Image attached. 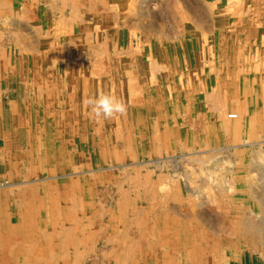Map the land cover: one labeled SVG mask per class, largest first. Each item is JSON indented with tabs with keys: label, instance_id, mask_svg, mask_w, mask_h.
<instances>
[{
	"label": "bare ground",
	"instance_id": "6f19581e",
	"mask_svg": "<svg viewBox=\"0 0 264 264\" xmlns=\"http://www.w3.org/2000/svg\"><path fill=\"white\" fill-rule=\"evenodd\" d=\"M126 1L0 0V25H5L11 14L28 15L30 8L34 13L25 21L35 29H30L34 36L28 34L31 41L26 36L28 43L20 40L18 56L0 49V98L5 86L2 81L9 76L17 79L23 91L11 113L12 177L0 180V264H264V184L254 183L260 192H250L253 199L262 197L257 214L252 208L249 216L238 223L226 226L225 222L226 202L235 201L226 193L233 189L245 198L249 196V184L264 179V174L258 179L249 177L248 185L239 184L245 187L240 194L234 184H226L232 179L226 180L231 171L227 172L225 166L230 148L239 156L247 149H258L252 151L251 164L264 162V154L251 142L257 135L256 97L262 101L260 114L264 119V60L262 65L250 62L252 56L245 53L250 42L234 38L226 42V18H233L234 26L236 15L260 11L262 4L258 0H213L212 4H221L216 12L220 26L211 32L213 42L209 46L206 40L198 45L192 41L189 46L187 42L192 38L180 41L169 37L171 33L165 30L161 19L158 23L152 19L143 21L151 12V7H147L150 0H134L135 5L127 1L126 9L130 6L132 10L128 8L131 13L121 14L124 21L120 23L114 8ZM196 1L197 13L192 15L196 24L192 25L206 31L211 24L204 19V3L209 0ZM190 4L185 0L186 8ZM254 13L257 16L258 12ZM129 20L140 24L134 27ZM19 24L11 18L7 26L13 32L21 30L16 28ZM132 28L150 36H144L142 41L143 36L135 35ZM99 30L105 32H96ZM262 33L261 41L264 30ZM153 45L155 54L150 51ZM179 49L184 52L179 53ZM258 81L260 94L255 87ZM101 94L122 100L126 113L109 119L94 117L85 101ZM248 103L253 106L250 111L246 108ZM151 110L156 116L154 131L146 137L145 145L141 132L148 124L143 117ZM102 124L103 133L108 131L109 136L99 137V130L96 168L90 164L74 165L75 161L63 150L66 137L76 136L82 141L85 127L101 128ZM229 128L231 133L226 131ZM169 152L182 154L161 157ZM211 153L213 156H209ZM219 153L223 157L214 155ZM128 160L132 161L130 165H119L121 170L134 168L124 180H115L108 186L101 184L105 172L119 169L110 165L111 161ZM103 164L107 166L102 168ZM146 165L159 170L158 177L153 173L156 181L148 182L151 174L145 172L137 175V170ZM252 166L248 173L254 172ZM163 168H169L166 175L160 173ZM131 173L134 176L127 179ZM140 177L147 181L139 182ZM206 177H214L216 183L206 184L210 180ZM124 181L128 184H122ZM97 186L112 188V193L98 191L94 188ZM139 190H143L142 194ZM7 195L15 198L20 218L17 240L15 227L4 219ZM215 203L222 216L213 224L208 222L211 214L207 208ZM240 242H249L255 249L251 256L239 251L242 244H235ZM256 250L263 256H257Z\"/></svg>",
	"mask_w": 264,
	"mask_h": 264
},
{
	"label": "rangeland",
	"instance_id": "374dc122",
	"mask_svg": "<svg viewBox=\"0 0 264 264\" xmlns=\"http://www.w3.org/2000/svg\"><path fill=\"white\" fill-rule=\"evenodd\" d=\"M128 2H130V0H127ZM127 1L125 2L126 4H124V5H122V6H117V7H115L114 8V12L118 15V19H119V22L120 23H122V21H124V16L123 15H121V14H123V13H125L126 11H130V13H131V10H132V7H130V6H128L127 7V9H126V6H127ZM134 0H131V2H132V4L133 5H135L134 4V2H133ZM160 1V2H159ZM166 1V2H165ZM168 1H170V3H167ZM164 0V2H163V0H150V4H147V7L148 8H150L149 9V11H151L150 12V14H148L147 15V18L146 17H144L143 18V21L144 20H149L150 21V19H152V22H153V20H154V23L155 22H157L158 23V21L161 19V22L163 23V25H164V27H165V30L166 31H168V33L170 32L171 33V35L169 36V34H168V36L169 37H171V36H174L175 38H178V40H180V41H183V40H185V39H187L188 38V36H189V38L191 39V41H188L187 43L189 44V46H192L193 45V42L194 43H196L197 45L198 44H201L202 42H201V40H206V41H209L208 42V44H209V46H210V44L213 42V41H211L210 42V40H211V35H212V33H213V30L216 28V27H218V26H220L219 24H217V22H218V20H219V18L217 17V9L219 10V9H221V8H219V6L221 5V4H219V3H215V4H212L214 1L213 0H209L207 3H204L206 6H207V8H206V12H207V15H206V18H204L206 21H209V24H211V26L209 27V26H205L206 27V31H204L203 30V27H200L199 26V28H194V24L192 25V23H195L196 24V20L194 19V16L192 17V15H196V8H198V5H196V4H199L196 0H191V2H190V0L188 1V0H186V4L187 5H189L190 3H192V4H190V6H189V8H186L185 6L186 5H184L185 4V0H178V1H175V0ZM172 1H174V2H172ZM183 1V2H182ZM200 3H203V1L202 0H198ZM238 1V0H237ZM258 1H260V3L262 4V7L260 8V11H253V12H248L247 10V13L246 12H243V13H241L240 15H241V17L239 16V15H236V17L238 16V18L236 19V17H235V22H236V25H232V22L231 21H234V20H232L233 18H230L229 20H227L228 18H226V42L227 43H229V42H232V40L231 39H235L236 41H242V42H244V43H249L248 45H247V47H246V50L247 51H245V53L246 54H248V56H252L251 58H250V62L252 63V64H261L262 65V62H263V60H264V54H263V52H264V39H262V41H261V38L263 37L262 35H263V33H262V31L264 30L263 29V27H262V24L264 23V0L262 1V0H258ZM154 2V3H153ZM178 2V4L181 2V4H179L180 6H181V8L178 6V4H175V3H177ZM188 2V3H187ZM226 2H227V0H226ZM247 2V1H246ZM177 5L176 7V9H175V5ZM196 3V4H195ZM22 4V3H21ZM160 4V5H159ZM173 4V7H167L168 5L170 6V5H172ZM183 4V5H182ZM194 4H195V6H194ZM202 5V4H200V5H202L204 8H205V5ZM211 4V7H209V5ZM152 5H154L153 7H152ZM165 5H167L165 8L163 7V6H165ZM191 5H193V6H191ZM215 5V7L216 8H214L213 6ZM219 5V6H218ZM155 6L156 7H158V8H155ZM160 6V7H159ZM182 6L184 7V8H182ZM247 6V4L245 5V7ZM145 7V6H144ZM179 7V8H178ZM208 7H209V9H208ZM218 7V8H217ZM248 7V6H247ZM131 9V10H129V9ZM154 8H155V10H154ZM163 9L162 11L163 12H160V9ZM170 8H172L173 9V11L174 10H177V9H180V10H178V11H175L176 13H174V12H171L172 11V9H170ZM191 8V9H190ZM118 9V10H117ZM126 9V10H125ZM158 9V10H157ZM183 9L185 10L184 12H183ZM190 10L189 11V13H190V15H188L189 13L188 12H186V10ZM124 12H123V11ZM152 10H153V14H152ZM170 10V11H169ZM191 10H194V11H191ZM159 11V12H158ZM165 11V12H164ZM192 12V13H191ZM217 12V13H216ZM254 12H258V14H257V16L255 15L256 13H254ZM28 15H25L24 13H21V15H19V16H17V15H15V14H11L10 15V18L8 19V18H6L5 19V21H4V24L5 25H0V35H1V37H0V49H2L4 52H8V53H10V52H12V53H14L15 54V56L17 55H19V53H20V47H21V41H26V40H29V41H31V38L29 39V37L31 36H34L33 35V33H31V30L33 31V29L34 28H30V27H33V24L32 23H30V22H27V21H25V18H27V16H29L31 13H34V12H32V11H30V8H28V10H27V12H26ZM164 15H163V14ZM166 13V14H165ZM169 13V14H168ZM177 13H178V15H177ZM181 15H180V14ZM182 13H184L183 15H182ZM24 14V15H23ZM152 14V15H151ZM156 14L157 15H159L158 16V18H155L154 19V15L156 16ZM168 14V15H167ZM174 14V15H173ZM176 14V15H175ZM217 14V15H216ZM227 14H229V13H227ZM244 14V15H243ZM150 15V16H149ZM172 15L174 16L173 18L175 19V20H181L180 22H178V21H176V23H174L175 22V20L172 18ZM184 15H186V16H184ZM231 15V14H230ZM233 15V14H232ZM243 15V16H242ZM17 16V17H16ZM23 17V19H22V17ZM127 16H129V14L127 15ZM152 16V17H151ZM170 16V17H169ZM177 16V17H176ZM183 16V17H182ZM189 16H191V17H189V20H187V18ZM19 17V18H18ZM21 17V18H20ZM131 17V16H130ZM151 17V18H150ZM160 17V18H159ZM162 17H164V18H162ZM169 17V18H168ZM180 17V18H179ZM182 17V18H181ZM11 18L13 19V20H15V21H18L19 23H21V24H19V25H17L18 27H16V28H18V29H21V30H19V31H14L13 30V32H12V27H9V26H7V23L9 22V21H11ZM193 18V19H192ZM132 19H134V18H132ZM131 19V20H132ZM157 19V20H156ZM159 19V20H158ZM164 19H165V21H164ZM169 19H171V21L169 20ZM191 19L192 20H194V21H191ZM255 19H257L258 21H255ZM131 20H129V22H130V24L132 25V26H134V27H136V24H140L139 22L140 21H136V20H133V21H131ZM156 20V21H155ZM172 20H174V21H172ZM250 20V21H249ZM23 21H25V22H23ZM164 21V22H163ZM190 21V22H189ZM215 21V22H214ZM133 22V23H132ZM145 22V21H144ZM167 22H169V23H167ZM262 22V23H261ZM23 23V24H22ZM146 23V22H145ZM174 24V25H172V24ZM228 23V24H227ZM168 24V25H167ZM185 24V25H184ZM231 24V25H230ZM257 26H256V25ZM260 24H261V26H260ZM20 25H21V28H20ZM23 25V26H22ZM178 26L179 25V28L178 27H176V26ZM180 25H181V28H180ZM187 25V26H186ZM2 26V27H1ZM5 26H6V28H5ZM167 26V27H166ZM173 26H175V27H173ZM249 26V27H248ZM27 27V28H26ZM171 27V28H170ZM172 27H173V29H172ZM184 27V28H183ZM248 27V28H247ZM3 30H2V29ZM26 28V29H25ZM169 28H170V30H169ZM194 28V29H193ZM242 28V29H241ZM17 29V30H18ZM31 29V30H30ZM175 29V30H174ZM5 30H6V32H8V33H5ZM25 30V31H24ZM35 30V29H34ZM178 30H179V32H178ZM257 30H259L258 32H257ZM2 31H4V32H2ZM23 31V32H22ZM132 31L135 33V35H138L139 33L141 34V30H139V29H135V28H132ZM177 31V32H176ZM208 31H210V33H208ZM20 32L23 34L22 36L24 37L23 39H22V36L20 35ZM25 32V33H24ZM27 32V33H26ZM96 32H98V33H104L105 31L104 30H99V31H96ZM202 32L205 34V36H204V34H202ZM212 32V33H211ZM252 32H254L253 34H252ZM260 32V33H259ZM32 34V35H28V34ZM248 33V34H247ZM256 33H257V35H256ZM259 33V34H258ZM9 34V35H8ZM11 34V35H10ZM17 34H19V35H17ZM145 33H143V35L141 34V40L142 41H144V36H146V38H147V36H150V35H144ZM173 34V35H172ZM189 34V35H188ZM195 34H196V36H195ZM238 34V35H237ZM17 35V36H16ZM234 35V36H233ZM248 35V36H247ZM4 36V37H3ZM14 38H13V37ZM18 36H20V37H18ZM25 36L28 38H26V40H25ZM29 36V37H28ZM228 36V37H227ZM242 36V37H241ZM247 36V37H246ZM260 36H261V38H260ZM6 37H9V38H6ZM10 37H12V38H10ZM15 37H17V41H18V39H19V41L17 42L16 40H14V39H16ZM132 38H134V37H132ZM150 38H153V37H150ZM200 38H202V39H200ZM244 38V39H243ZM5 39V40H4ZM8 39V40H7ZM238 39V40H237ZM242 39V40H241ZM21 40V41H20ZM149 40V39H148ZM250 40V41H249ZM6 42V44L5 43H3V42ZM10 43H9V42ZM14 41V42H13ZM29 41H26L27 43L29 42ZM193 41V42H192ZM217 41V40H216ZM17 45H16V44ZM20 43V44H19ZM207 43V42H206ZM263 43V44H262ZM19 45H20V47H19ZM2 46V47H1ZM9 48H8V47ZM17 46H18V48H17ZM196 46V45H195ZM261 46V47H260ZM6 47V48H5ZM155 47V45H153V47L151 48V53H153V54H155L154 53V50H152L153 48ZM160 47V46H159ZM16 48V49H15ZM211 48H212V46H211ZM253 48V49H252ZM7 49V50H6ZM8 49H9V51H8ZM168 49V48H167ZM18 50V51H17ZM169 50V49H168ZM17 52H18V54H17ZM145 53L147 52V49H145V51H144ZM178 52L179 53H183L184 51H182V49H179L178 50ZM259 52H260V54H259ZM253 53V54H252ZM256 53H258V54H256ZM263 55V56H262ZM158 58V57H157ZM260 58V59H259ZM211 63H212V61H211ZM262 67H264V65L262 66ZM257 72H255L254 73V75L256 74ZM260 75V74H259ZM251 76V75H250ZM247 77V81L250 79L249 78V75H247L246 76ZM4 81H2V84H4V82H6V80H7V82H9V83H12L13 85H16V87H18L17 88V93L21 96L22 95V93H23V91H22V88L19 86V85H17V83L15 82V81H17V79H15V77H12V76H9L6 80L5 79H3ZM257 80H259V78L257 79ZM18 82V81H17ZM255 87H257L256 88V90H257V93L258 94H260V83H259V81L258 82H256V86ZM21 90V91H20ZM254 100H256V103H257V109H256V113H257V124L255 125V127H256V132H257V135H255V138H253L252 139V141L251 142H254L255 143V148H259V150H261V152L264 154V119H263V117L261 118V114H260V111H261V109H262V107H260V105L262 106V101H261V99H260V97H256ZM246 108L248 109V111H250L251 110V108H253V106L251 107V105H249V103H248V105L246 106ZM146 116H148V117H146ZM259 116V117H258ZM155 118H156V116H155V114H154V111L153 110H151L150 112H147L145 115H144V117H143V119L145 120V122H147V124H148V126L146 127V128H144V130L141 132V140L143 141L142 143L143 144H145V145H147V138H148V136L154 131L153 130V121L155 120ZM150 119V120H149ZM144 122V123H145ZM178 122H180V121H178ZM181 124V123H180ZM103 125H105V124H102V127L101 128H99L100 126H96V125H93L94 127H92V126H87V127H85L86 128V131L85 132H81V133H84V135L85 136H83V139H82V141H80L78 138L77 139H75L76 138V136H72V137H66V141H67V143H66V146L64 147V149L63 150H65L66 152L65 153H67L68 155H69V157L71 158V159H73V161L72 162H74V165H78L79 163H81V164H90L91 165V168H96L95 167V165H98V151H97V148H98V140H97V137H98V133H99V130L102 132V134H100L99 133V137L101 136L102 138H104V137H108L109 136V133H108V131L104 134L103 133V130L102 129H104V126ZM121 127H122V125H120ZM180 126V125H179ZM263 126V127H262ZM96 127V128H95ZM139 127H142V126H139ZM84 128V129H85ZM123 129V128H122ZM173 130H174V127L172 128ZM79 130H82V126L80 127V129ZM94 130V131H93ZM95 130H97L98 132L96 133L95 132ZM126 132V130H122V132ZM148 131V132H147ZM226 131H229L230 133L232 132V130L229 128L228 130H226ZM123 132V133H124ZM259 135V136H258ZM143 137V138H142ZM147 137V138H146ZM86 139V140H85ZM89 139H91V140H89ZM144 139V140H143ZM263 139V140H262ZM88 140H89V143H88ZM97 141V142H96ZM263 141V142H262ZM226 143H231V141H229V142H226ZM73 144V145H72ZM77 144V145H76ZM86 144V145H85ZM262 144V145H261ZM120 147H118L117 149L119 150V152L121 151V145H119ZM263 146V147H262ZM96 148V149H95ZM75 149V150H74ZM78 149V150H77ZM250 149V148H249ZM73 150V151H72ZM255 149L253 148V149H250V150H248L247 149V152L245 153V151H243V156L242 155H237V153L238 152H235L236 150H233L232 148H230L229 150H227L226 151V171L227 172H229V171H231V174L229 175L228 173H226V175L228 174V177L226 176V180H228L229 179V177H232V179H231V181H229V182H227L226 184H234V188H235V190L236 191H238V194H240L241 192H242V190L243 189H245V187H241L239 184H249L250 182H249V180H250V178L249 177H251L252 176V178H254V179H258V178H262V176L261 175H263L264 174V172L262 173V171H264V167H263V169H262V164L264 165V162L262 163V161H255L254 163H253V166H252V164H251V158H252V155H253V152L252 151H254ZM258 150V149H257ZM256 150V151H257ZM256 151H254V152H256ZM75 152V153H74ZM82 152V153H81ZM90 152V153H89ZM84 153V154H83ZM81 154H83V155H81ZM182 153H178V152H176L175 154L173 153V154H171V152H169V154L167 153H165L164 155H162L161 157H166V156H172V155H181ZM220 154V153H219ZM219 154H214L215 156H217V157H223L221 154L219 155ZM74 156V157H73ZM88 156V157H87ZM209 156H213L212 155V153L209 155ZM245 156V157H244ZM86 157V158H85ZM90 158V159H89ZM84 159V160H83ZM146 159H148L147 157L146 158H144L143 160H146ZM86 160V161H85ZM243 160V161H242ZM88 161V162H87ZM228 161V162H227ZM113 161H111V163H110V165H114V167H117V168H119L121 165H123V164H128V165H130L131 163H132V161H125L124 163H116V162H113ZM222 164H223V162H221ZM225 163V162H224ZM220 164V163H219ZM120 165V166H119ZM107 165L106 164H103V166H102V168L104 167H106ZM252 166V168L251 169H253L252 170V172L253 173H248V171H249V169H250V167ZM150 167V168H149ZM243 167V168H242ZM130 168V169H129ZM146 168V169H145ZM131 169L133 170L134 168L133 167H130V166H128V168H126V169H113V170H110V171H107V172H105L103 175H104V178L103 179H101L102 181H101V184H102V182H103V184H104V186L106 185V186H108L107 184H112V182L114 181L115 182V180L117 181V180H120V179H123L124 180V177H125V174L127 173V172H129L130 173V171H131ZM195 169H196V167H195ZM261 169V170H260ZM121 170V171H120ZM139 170H142V171H139ZM139 170H137V175H144V172H145V174L147 173V175H150V179L148 180V182H151L152 180H153V182L154 181H156V178L158 177V172H159V170H155V168L153 167V166H150V165H146L144 168H140ZM148 170V172H146ZM196 170H198V169H196ZM168 171H169V168L167 169V168H163L162 170H161V174H163V175H166L167 173H168ZM225 172V170H222V172ZM245 172V173H244ZM256 172V173H255ZM149 173V174H148ZM157 176V177H155V175ZM206 173V172H205ZM204 173V174H205ZM248 173V174H247ZM262 173V174H261ZM118 174V175H117ZM204 174L202 175V177H204ZM216 174H218V172H216ZM111 175V176H110ZM199 175H200V173H199ZM245 175V176H244ZM246 175H248V178H246ZM132 176H134V173H131V174H129V177L128 176H126L127 177V179H131L132 178ZM260 176V177H259ZM110 177V178H109ZM201 177V176H200ZM201 177V178H202ZM107 178V179H106ZM155 178V179H154ZM251 178V179H252ZM206 179L208 180V179H210V180H208L207 181V183L206 184H213L214 183V181H215V178L214 177H211V178H207L206 177ZM246 179H248V180H246ZM254 179L252 180V181H254ZM143 181V182H146L147 180L146 179H144L143 177H140V178H138V181L139 182H141V181ZM151 180V181H150ZM13 182H15V180L13 179L12 180ZM88 181H90V180H88ZM211 181V182H210ZM209 182V183H208ZM213 182V183H212ZM218 182V181H217ZM249 182V183H248ZM262 182V183H261ZM264 182V179H262L261 181L260 180H258V182L256 183L255 181L253 182V184H249V186H250V189H248L249 191V196L247 195L245 198L243 197V195H237V193L232 189L231 190V192H229V193H226V197H228V198H234L235 199V201H237V202H235V201H230L229 203L228 202H226V218H225V215H224V218H225V222L226 223H228V224H226V226H228L229 224H232L233 222H237L238 223V221L240 220V219H242V218H246L247 216H249L248 214H249V210L250 209H252L253 208V212L254 213H256L257 211H258V201H259V198L261 199L262 197L259 195L258 196V199L256 198H254L253 199V195L251 196V193L252 192H257V193H259L260 192V190H258L257 188H255V184H260V185H262V184H264L263 183ZM117 183V182H116ZM216 183V182H215ZM214 183V184H215ZM252 183V182H251ZM255 183V184H254ZM109 184V185H110ZM122 184H128V182L127 181H124ZM171 184V183H170ZM181 184V183H180ZM236 186H237V188H236ZM163 187V188H162ZM161 188L165 191L166 190V188L164 187V186H162ZM96 190H98L99 191V189H101V187H99V186H97V187H94ZM238 188H240V189H238ZM105 190V191H104ZM101 191L103 192L104 191V193L106 194V193H112V188H105V189H101ZM101 192V194L103 195V193ZM139 192L141 193V192H143V190H139ZM240 192V193H239ZM251 192V193H250ZM142 194V193H141ZM249 197V198H248ZM123 199V198H122ZM252 199H253V201H252ZM126 200V199H125ZM248 200H250V201H248ZM244 201V202H243ZM257 201V202H256ZM250 202V203H249ZM254 203V204H253ZM257 203V204H256ZM229 204V205H228ZM244 204V205H243ZM213 206V207H212ZM246 206V207H245ZM211 207H212V209H211ZM215 207V208H214ZM219 208L218 206H217V204L215 203L214 205H209V207L207 208V210L209 211V213L211 214H209L210 215V218L208 219V222H211V223H213V222H215V221H213V220H216V218L218 219L219 217L221 218V213H222V211L220 210V211H218V209L217 208ZM244 207V208H243ZM210 208V209H209ZM202 209H206L205 207L204 208H202ZM241 209V210H240ZM244 209V210H243ZM211 211V212H210ZM214 212V213H213ZM170 214H171V212H169ZM257 214V213H256ZM215 218H214V217ZM212 218V219H211ZM206 220V219H205ZM212 220V221H211ZM213 224H215V223H213ZM240 244H242V245H240ZM235 245H240L242 248L240 249V248H238L239 249V251L240 252H243V251H246L250 256L253 254V250H255L254 248L252 249V246L249 244V242H248V245L245 243V242H240L239 244H235ZM234 245V246H235ZM246 245V246H245ZM251 247V248H250ZM235 248H236V246H235ZM246 249H248V250H246ZM257 251V250H256ZM251 252V253H250ZM256 255L257 256H259L260 257V255H262V254H260L259 253V251H257L256 252ZM263 256V255H262Z\"/></svg>",
	"mask_w": 264,
	"mask_h": 264
},
{
	"label": "crops",
	"instance_id": "0c3cea01",
	"mask_svg": "<svg viewBox=\"0 0 264 264\" xmlns=\"http://www.w3.org/2000/svg\"><path fill=\"white\" fill-rule=\"evenodd\" d=\"M4 85L5 86L3 88V95H2L3 98H0V111H1V114H0V180H5V179L8 180L9 178L12 177V174L9 168V163H10L9 156H11L13 153L11 152L10 145H11L12 139H14V135L12 134L11 113H12V108L14 107L17 108V103L20 101L19 100L20 95L17 93L18 87H16V85H13L12 83H9L7 81L5 82ZM17 85L19 84L17 83ZM1 153H4V154H1ZM5 154H8V155L5 156ZM3 173L5 174V176ZM6 197H7L8 203L4 210L5 212L4 219L6 220V222L9 223V225H12L13 228L15 227L14 228L15 229L14 238L17 240L20 237L19 232L17 230L18 228L17 226L20 223V218L16 213L17 205L14 204L16 203V201L12 195L11 196L7 195ZM12 200L14 202H12Z\"/></svg>",
	"mask_w": 264,
	"mask_h": 264
},
{
	"label": "clouds",
	"instance_id": "9594fccd",
	"mask_svg": "<svg viewBox=\"0 0 264 264\" xmlns=\"http://www.w3.org/2000/svg\"><path fill=\"white\" fill-rule=\"evenodd\" d=\"M85 103L90 107L92 114L96 118L109 119L117 114L124 115L127 111L126 104L122 100L107 94L89 97Z\"/></svg>",
	"mask_w": 264,
	"mask_h": 264
}]
</instances>
